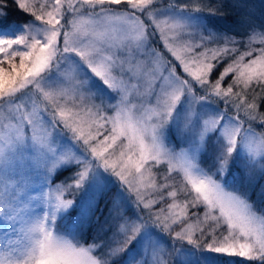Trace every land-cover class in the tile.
Here are the masks:
<instances>
[{
  "label": "snow or ice",
  "instance_id": "obj_1",
  "mask_svg": "<svg viewBox=\"0 0 264 264\" xmlns=\"http://www.w3.org/2000/svg\"><path fill=\"white\" fill-rule=\"evenodd\" d=\"M197 3L14 0L32 19L21 31L0 20V28L16 33H0V110H30L18 117L6 140L0 137V212L26 227L19 229L24 238L15 241V255L0 254V264H112L145 237L142 251L130 258L133 264H170L185 245L264 264V208L257 211L249 191L257 174L264 178V131L257 135L253 128L264 129V48L243 63L244 56H252L255 38L264 43V32L251 26L250 50L227 63L240 42L195 24L193 18L204 11ZM8 6V0H0V17L7 16ZM85 14L91 18L87 22ZM156 42L164 52L154 47ZM65 62L67 71L61 72ZM230 73L235 78L222 87ZM186 97L191 103L177 133L187 138V146L177 149L166 143L165 132ZM205 101L224 107L199 117L196 105ZM133 112L140 115L134 118ZM143 113L154 119H143ZM25 145L46 175L62 167L75 169L55 186V203L46 180L37 195H27L28 203L47 209L28 220L21 219L24 201L9 178ZM203 151L215 155L214 171L201 166ZM238 154L247 177L244 190L223 181ZM160 163L165 172L157 182L146 165ZM99 169L117 178L135 209L132 217L124 215L122 195L116 193L113 210L119 220L107 247L96 237L84 243L77 232H70L69 239L56 231L58 216L60 227L83 231V221L65 224L64 214L90 179L99 183ZM260 189L264 192V184ZM64 193L72 198H63ZM150 229L163 236L152 238Z\"/></svg>",
  "mask_w": 264,
  "mask_h": 264
},
{
  "label": "rangeland",
  "instance_id": "obj_2",
  "mask_svg": "<svg viewBox=\"0 0 264 264\" xmlns=\"http://www.w3.org/2000/svg\"><path fill=\"white\" fill-rule=\"evenodd\" d=\"M29 2H31V0H29ZM51 2L52 0H49V3ZM187 2L188 0H162L163 4H168V3L183 4ZM194 6H202L204 8L202 14H197V16L193 18L195 24H197L198 26L204 29H211L217 35H227V36L235 37V39L240 42L239 44L234 46L235 48L238 49V51L232 54V56L229 58L227 63H230L232 59L238 58L242 53H245L250 50L248 45V36L251 33L252 27H250L248 31L245 29L242 30V31H247V34L245 35L237 34L236 36H234L231 33L226 34V33L218 32L215 28L209 25L207 21L211 20L212 22L211 24H215L219 26L225 25V26H233L238 28L239 27L245 28L247 27V24L254 22L257 23V25H255L257 31L264 32V27H260L261 25H264V0H198V3ZM49 10H51V8H49ZM209 11L214 13V15L207 14ZM224 15L235 16L237 19L234 23H231L224 18L222 19V16ZM31 19L32 17L30 16V18H28L24 23L17 24L15 22H11L10 24L7 25L9 26V28L15 27L17 31H21L22 30L21 26L28 24L31 21ZM77 19L79 20L80 17L78 16ZM90 19L91 18L87 14L83 16V20L86 22L89 21ZM223 20H226V22H223ZM0 33H8L11 35L16 34L15 31L9 32L8 28H0ZM207 34H208L207 32L204 33V35ZM229 46L233 47L232 45ZM154 47L161 52L165 51L160 42H156L154 44ZM209 47H216V45L211 44L209 45ZM261 48H264V43H261L260 38L257 37L251 43V49L253 50L252 56H244L243 63H248L249 60L255 59L259 55V49ZM60 70L61 72L67 71L66 62L60 65ZM227 78L228 77H226V80L228 82H232L233 79L235 78V74L230 73L229 74L230 80H228ZM226 86L227 83L225 82V84H223L222 87H226ZM97 103H99V101H97ZM112 103H115V101H112ZM190 103H191L190 98L186 97L185 100L181 103V105L177 108L174 119L168 125L165 132L166 143H168L170 146H175V145L168 141L167 130L172 129L175 132L176 137L180 143L179 147L175 146L177 149L180 148L181 146H187L186 143L187 138L183 135H178L177 129L183 127L186 113L190 107ZM223 107L224 105L222 102L219 103V101H213V103H211L205 101V102H200L199 104L196 105V111L199 117H204L207 115L220 112ZM29 110L30 108L26 109L23 113L20 114H11L5 110H0V137L6 140L7 136L11 132L12 126L16 125L19 122L18 117L20 115L26 116L27 111ZM107 114L115 115V112L108 111ZM137 115L140 114L133 112L134 118ZM142 115H143V119L145 120H147L149 117L154 119L152 113H143ZM253 128L255 129L258 135L260 131H258L254 126ZM23 131L26 137L31 136V127L28 126L27 124L24 125ZM104 134L107 133L105 132ZM60 139H61V143H66L68 141V138L66 136H62ZM212 139L214 142L215 140L214 134ZM117 143L119 144L120 141H118ZM5 152H7V148H5ZM203 153H206L211 158L210 167H207V165L201 161ZM241 159H242L241 154H238L235 157L234 162L230 165L227 174L223 177V181L228 187L239 188L240 190H244L246 185L245 182H247V177H245L243 173V169L241 168V163H240ZM199 162L203 168L208 169L209 171L215 170V155H209L208 152L206 151L200 152ZM146 167H152V165H146ZM63 168L66 167L57 169L51 175H46V169L44 168L43 164L40 162L38 157L35 155V153L32 150H30V145H25V150L20 152L18 156L14 159L9 174V178L14 182H16L17 185L19 186L18 188L20 193L19 198L24 201L22 207L26 209V211L22 214L21 219L28 220L30 217L34 218L36 216H40L42 215L44 210H47L43 207H37L36 201H33L31 203H28L27 201V195L29 194L37 195L40 186L45 182V180L53 190L51 192V196L53 198L52 202L55 203L56 193L54 189L55 186L57 184H60L62 181H54L53 176L55 173L62 170ZM74 170L75 169L72 168V170L69 173L70 176H71V172ZM98 176H99V183H97L95 180L90 179L89 182L85 185L86 187V188L84 187L85 193L81 197L83 200H82V205L78 210L79 213L73 214V209L77 207L76 205H74L73 208L70 209L68 213L64 214L66 216L64 220L65 224L75 225L76 222L78 223L83 221L84 227H86V221L89 220L93 216V214L97 212V210H100V207L102 208V206H100L101 200H104V204H105V202L109 201L111 198L113 202L116 196L115 193L117 192L113 191L114 189H112V185L109 184L110 173L104 172L103 169H99ZM147 178H148V173H145V179ZM217 178H219V176ZM261 184H264V178H259L257 174V183L255 187H249L250 198L254 203V205L256 206L258 212L260 211V209L264 208V192H261L260 189ZM45 191H48V189L46 188ZM252 191L254 192L255 195H251ZM63 198L71 199L72 197L69 196L67 193H64ZM196 211H200L202 213V209H196ZM111 212L115 215L114 219H117L118 221L119 217L115 214L113 207L111 208ZM56 224H57L56 231L58 232V234L65 235L67 238L71 239L72 235L70 234V232L71 233L77 232L76 234L79 236V239L80 240L82 239L80 231H77L75 226L71 230L60 227L61 219L59 216L57 218ZM21 227H26V225H22L19 219L15 221L9 220L3 212H0V254L4 255L5 257L7 256L8 253H13L15 255V253L13 252V249L17 247L15 241L24 238V234L19 231ZM176 230L179 231V228H176ZM226 234L227 233H225V235ZM148 235L154 239H159L160 237H162L161 235L155 233L151 229L149 230ZM146 239H147L146 237L138 238L137 241L133 242L129 250L117 256L112 261V264H133L130 258L135 253L142 251ZM187 246L191 247L190 245ZM199 251H197L196 254L192 249L183 247L182 252L179 256L173 255L171 257L170 264H212V259L210 256L214 254H218L207 251H203V253H201Z\"/></svg>",
  "mask_w": 264,
  "mask_h": 264
},
{
  "label": "trees",
  "instance_id": "obj_3",
  "mask_svg": "<svg viewBox=\"0 0 264 264\" xmlns=\"http://www.w3.org/2000/svg\"><path fill=\"white\" fill-rule=\"evenodd\" d=\"M8 4L9 6L7 9V16L0 17V20H4L7 24H10L11 22H15L18 24V23H24L28 18H30V15L24 13L23 11L19 10L15 6L14 0H8ZM223 18L231 23H234L237 19L235 16H227V15L222 16V19ZM226 20H223V22H226ZM207 22L209 25L215 28L218 32L226 33V34L231 33L234 36H236L237 34L245 35L247 34V31L251 26L257 25V23L252 22L250 24H247V27L245 28H240V27L238 28V27H233V26H225V25L219 26V25L211 24L212 23L211 20ZM244 29L247 31H242ZM227 79L230 80L229 76ZM226 83L230 84L232 82H228L226 80ZM236 90L239 91L240 89L237 88ZM256 92L258 94L260 93V89L258 86L256 87ZM253 126L260 132L264 131V129L257 127L255 124ZM167 133H168V137H167L168 141L173 143L176 147H179L180 143L176 137L175 132L172 129H168ZM201 161L204 164H206L207 167H210L211 158L206 153H203ZM151 168H152V171L157 174V182H159V175L165 172V165L163 163H160V164L152 166ZM71 170L72 168H68V167L63 168L62 170L54 174L53 180L54 181H64L66 177H70L69 173ZM109 184L112 185V189H114L113 191L120 192L122 195L121 204H122L124 215L133 216L135 213V209L132 207L130 200L127 196V193H125L123 189L120 188V184L117 178L111 174H110ZM245 184H247V182H245ZM84 193H85V190L83 191V193L81 191L79 194H77L76 196L77 200L75 204L77 207L73 209V214L79 213L78 210L80 209L82 205V200H83L81 197L82 195H84ZM251 195H255L253 191L251 192ZM182 200H183L182 196H179L177 198V202H181ZM167 202L172 203L173 198L167 197ZM100 206H102V208L100 207V210H97V212L94 213L93 216L89 220L86 221V227H84L83 231H80L81 238H82L81 240L85 243H90L92 242L93 238L96 237L99 240L103 239V241L105 242V246L107 247L111 245L112 243L110 237L112 238L113 233L116 231L115 226L118 221L117 219H114L115 215L111 212V208L113 207V202L111 198L109 201H106L105 204H104V200H101ZM156 207L157 208L161 207V205L158 204L156 205ZM177 211H180V209H177ZM153 231L157 233L155 230ZM159 235L163 236L162 233H159ZM184 247L192 249L195 253L199 251L198 249L188 247L187 245H185ZM199 252L203 253V250ZM210 257L212 259V264H253V262L244 260L243 258H240V257H228L222 254H214V255H211Z\"/></svg>",
  "mask_w": 264,
  "mask_h": 264
}]
</instances>
